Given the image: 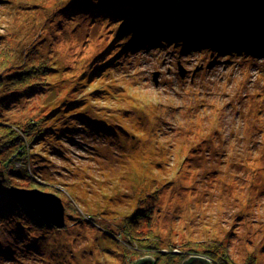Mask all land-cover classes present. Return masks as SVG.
Segmentation results:
<instances>
[{"label": "rangeland", "instance_id": "374dc122", "mask_svg": "<svg viewBox=\"0 0 264 264\" xmlns=\"http://www.w3.org/2000/svg\"><path fill=\"white\" fill-rule=\"evenodd\" d=\"M139 1L0 0V140L40 135L19 171L0 166V264H181L171 253L201 258L211 239L264 264V9ZM24 62L43 67L32 88L10 84ZM67 96L81 104L64 129L45 102ZM9 181L60 197L65 227Z\"/></svg>", "mask_w": 264, "mask_h": 264}, {"label": "trees", "instance_id": "16d2710c", "mask_svg": "<svg viewBox=\"0 0 264 264\" xmlns=\"http://www.w3.org/2000/svg\"><path fill=\"white\" fill-rule=\"evenodd\" d=\"M109 18L114 19L113 16H110ZM255 18L262 20V17L260 15H257V17H255ZM168 29L170 30V33L177 31L176 28L168 27ZM212 37L213 36H211L209 33H207V35H202V34L197 35V38L202 39V40L203 39L208 40V41H211ZM19 66H20V68L16 69V71L11 76V78L13 80L10 82V84H13L14 87L15 86L19 87L21 85H24V86H26V88H32L34 86V84H29V83L32 80H34L35 77H37L39 75V73H40L39 71H40V69H43V67L37 68L36 65L30 66L26 62L22 63ZM99 75H101V74H99ZM99 75H97V76H99ZM8 77H10V76H8ZM51 101H53V100L45 102L46 103L45 107L52 106V104L54 103L55 108H53V110L51 109V111H48L49 113L45 118L54 117L55 115H59V119L57 120L59 122V126L64 124V122H66L65 125L63 126V128L66 129L67 126H69L71 124V122H69L68 118L62 119V117H66V115H67V117H68V115L70 117V114H72V111L74 109H76L75 106L78 104H81L80 101L78 99L75 100V99L68 97V96L60 100V105H59V103H55V102L51 103ZM71 120H72V118H71ZM33 122H34V120H32V123ZM74 123H76V122H74ZM34 125H36V123ZM12 128H14V127H12ZM16 128L20 129V126H17ZM31 128H33V127H31ZM32 130H30V133H28V134H26L22 130L20 131L19 134L16 133L15 134V140L16 141L14 143L10 142V144L7 146H6L7 143L3 142V140H6L5 138L0 140V144H1L0 145V154L4 150L6 152L4 159H2V157L0 155V166L2 168H4V170L6 172H9L11 169H12V171L13 170H17V171L20 170V168H18V167H20V164H22L23 161L26 159V156H27V150L26 149H27V146L29 145V142L32 140L35 141L38 137H40V135L37 133H34L32 135ZM63 132H65V130H63L58 135L63 134ZM58 138H60V137H58ZM26 173L29 174L28 171H26ZM8 183L9 184H7V186H10L9 189L13 186H16V185L21 186L20 183H16L14 181H9ZM31 187L34 189H38L39 185L33 184V186H31ZM24 188L27 189L26 187H24ZM10 196H11V194H10ZM151 213H152L151 210L150 211H147L146 209L139 210V208H138L136 210V212L131 215V218H133V220H132L133 224H138V223H141L142 221L149 223L151 221ZM38 222L41 223V220L38 219ZM211 240H212V243H210L206 247L207 250L204 251V255L207 256V258L205 256H203V257L206 258L208 260V262H210V264H231L232 262H230L228 260V257L223 254V251L221 250L220 245L217 244L216 242H214V239H211ZM219 252H220V254H219ZM192 255H194V254L191 253V254H186V256H184V255L182 256L180 254H175V253L172 254L171 253L169 258H171V259L176 258V261H177V259H179V261H180V258H181V259H183L181 264H189L193 259H195V257L193 258ZM138 263L139 262H136L134 264H138ZM154 264H156V262H154Z\"/></svg>", "mask_w": 264, "mask_h": 264}, {"label": "water", "instance_id": "95a60500", "mask_svg": "<svg viewBox=\"0 0 264 264\" xmlns=\"http://www.w3.org/2000/svg\"><path fill=\"white\" fill-rule=\"evenodd\" d=\"M161 1L162 0H143L142 3L145 5L148 3V5L164 9L173 8L175 6L172 0H169V3L162 2V4L160 3ZM181 7L182 9L190 11L192 15L197 16L208 15L215 12H232L237 15H245L257 12L259 9H264V0H196L183 3ZM9 192L15 200L34 210L41 220L58 229L65 227V208L62 200L56 194L43 192L39 189L30 190L18 188L16 186L11 187ZM136 262H139L138 264H154L155 261L147 257L138 259ZM189 264H210V262L204 257H195Z\"/></svg>", "mask_w": 264, "mask_h": 264}, {"label": "bare ground", "instance_id": "6f19581e", "mask_svg": "<svg viewBox=\"0 0 264 264\" xmlns=\"http://www.w3.org/2000/svg\"><path fill=\"white\" fill-rule=\"evenodd\" d=\"M144 6H146V5H144ZM145 10H146V9H145ZM257 15H258V14H256V17H257ZM241 16H243V15H241ZM139 22H141V23H142V21H141V20H140ZM145 30H146V29H145ZM146 31H147V30H146ZM217 32H218V34H219V35H218V36L216 35V36H215V38H216V37H219V36L222 34V32H221V31H219V30H217ZM203 35H207V34H206V33H204ZM213 38H214V37H212L211 39H213ZM2 152H4V153L6 154L5 150H4V151H2ZM4 153H3L1 156H5V154H4ZM23 189H24V188H23ZM29 189H30V190H34V188H32V187H30ZM26 207H27V206H26ZM28 208H29V207H28ZM29 209H30V208H29ZM31 210H32V209H31ZM33 211H34V210H33ZM34 212H35V211H34ZM43 223H44V222H43ZM202 258H203V257H202Z\"/></svg>", "mask_w": 264, "mask_h": 264}]
</instances>
